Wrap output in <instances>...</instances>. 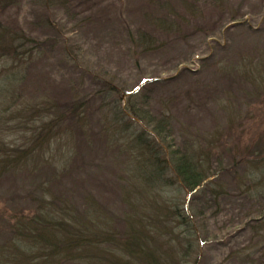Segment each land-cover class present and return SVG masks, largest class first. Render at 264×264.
<instances>
[{"label":"rangeland","instance_id":"rangeland-1","mask_svg":"<svg viewBox=\"0 0 264 264\" xmlns=\"http://www.w3.org/2000/svg\"><path fill=\"white\" fill-rule=\"evenodd\" d=\"M0 24L43 50L24 68L21 105L0 106V264L38 262L33 253L25 259L17 221L31 217L41 198H53L54 207L67 200L82 220L89 211H125V156L116 147L124 137L107 138L113 106L129 101L165 117L182 148L223 163L234 146L264 139V0H7ZM44 99L60 110L75 105L76 115L60 125L66 141L45 144L38 135L22 144L20 135L47 121L27 123L24 105ZM29 142L28 155L3 162L6 146L22 152ZM222 203L217 222L243 209L232 194ZM240 230L202 243L201 264L246 245L251 235Z\"/></svg>","mask_w":264,"mask_h":264},{"label":"trees","instance_id":"trees-1","mask_svg":"<svg viewBox=\"0 0 264 264\" xmlns=\"http://www.w3.org/2000/svg\"><path fill=\"white\" fill-rule=\"evenodd\" d=\"M6 1L0 0V5ZM41 45L0 24V106L21 105L16 90L24 68L43 56ZM52 103L44 99L24 105L25 114L31 109L27 123L39 117L47 121L37 125L33 135H20L22 144L38 135L45 144L66 141L60 125L65 117L76 115L75 105L60 110ZM40 106L42 110L34 112ZM111 109L107 138L117 133L124 137L116 147L125 156L120 168L125 211L111 217L89 211L82 220L67 200L59 199L54 207L53 198H41L31 217L17 221L24 235L25 259L33 253L35 264L75 260L77 264H201L202 243L230 237L231 229L239 227L250 233L249 242L215 264H228L227 260L264 264V139L234 146L237 152L228 154L229 162L223 163L220 158L212 160L208 152L195 156L182 148L165 117L153 118L129 101L123 109ZM135 120L144 127H137ZM29 145L22 152L16 144L6 146L11 153L2 155L3 162L24 158L34 150ZM230 194L243 209L235 218L226 213L217 222L225 208L222 201Z\"/></svg>","mask_w":264,"mask_h":264}]
</instances>
